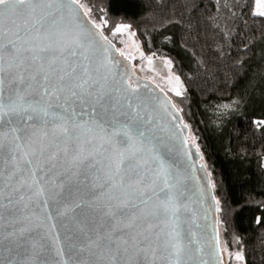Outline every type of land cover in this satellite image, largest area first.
<instances>
[{
  "label": "snow or ice",
  "instance_id": "obj_1",
  "mask_svg": "<svg viewBox=\"0 0 264 264\" xmlns=\"http://www.w3.org/2000/svg\"><path fill=\"white\" fill-rule=\"evenodd\" d=\"M73 5L96 33L78 22ZM91 13L82 0H0V209L14 217L9 235L35 233L25 241L32 253L29 264H49L45 253L59 258L51 264H70L73 256L76 264H191V242L181 236L178 223L186 210L183 193L135 127L132 105L125 113L119 100L113 102L122 88L108 57L98 58L95 43L97 35L111 43L101 31L110 21L93 20ZM251 15L264 18V0H255ZM130 28L120 23L110 30L135 35ZM176 81L179 85V77ZM253 123L264 129V120ZM81 169L92 176L87 207L99 226L77 216L80 204L53 193L64 189L65 173L78 175ZM219 205L216 200L217 213ZM54 219L64 230L63 241L50 223ZM257 223L264 224V218ZM45 227L42 236L37 229ZM229 258L245 264L243 251Z\"/></svg>",
  "mask_w": 264,
  "mask_h": 264
},
{
  "label": "trees",
  "instance_id": "obj_2",
  "mask_svg": "<svg viewBox=\"0 0 264 264\" xmlns=\"http://www.w3.org/2000/svg\"><path fill=\"white\" fill-rule=\"evenodd\" d=\"M82 3L92 9L91 19H109L101 31L116 48L110 29L127 23L144 54L170 61L184 86L170 99L220 201V248L243 251L245 264H264V224L257 223L264 218V129L253 123L264 120V18L251 15L254 0ZM175 19L184 23L170 22ZM232 101L233 108L220 110Z\"/></svg>",
  "mask_w": 264,
  "mask_h": 264
},
{
  "label": "water",
  "instance_id": "obj_3",
  "mask_svg": "<svg viewBox=\"0 0 264 264\" xmlns=\"http://www.w3.org/2000/svg\"><path fill=\"white\" fill-rule=\"evenodd\" d=\"M72 7L78 13V22L86 25L92 33H96L97 29L88 23L89 18L84 16L83 11L76 5ZM107 40L110 41L108 38ZM95 43L98 58L103 60L105 56L108 57L107 63L115 74L116 84L122 88V91L114 93L113 102L119 100L117 106L125 113L131 111L127 104L132 105V109L135 110L132 116L136 117L135 127L145 133L147 145L163 160L173 182L183 193L181 203L186 206V210H181L178 223L181 236L186 242H191L193 253L191 264H216V260L224 264L219 242L216 200L213 199L210 177L200 153L190 142L189 129L184 127L180 112L173 101L154 83L136 74L132 63L121 55L112 42L105 45V41L97 35ZM111 83L110 80L109 84ZM129 83L131 88L127 87ZM83 119L89 120L91 117L84 116ZM57 171L63 172V169ZM62 178L65 187L63 190L53 189V193H58L56 198L67 199L70 204H80L81 207L76 209L77 216L99 226L101 221L97 214L87 207V202L94 191L89 170L81 169L78 175L65 173ZM16 217H19V213H16ZM13 220L14 217L9 215V210L0 209V264H29L32 253L25 241L28 235L35 233L26 234L25 237L9 235L13 232V228L10 227ZM50 223L57 226L60 240L63 241L65 233L59 228L60 222L54 219ZM24 224L28 226L26 222ZM15 226L20 227L19 224ZM46 227L37 229V232L43 236ZM43 258L49 261V264L59 259L50 253H45ZM65 260L69 258L65 256ZM76 260L77 257L73 256L70 264H76Z\"/></svg>",
  "mask_w": 264,
  "mask_h": 264
},
{
  "label": "rangeland",
  "instance_id": "obj_4",
  "mask_svg": "<svg viewBox=\"0 0 264 264\" xmlns=\"http://www.w3.org/2000/svg\"><path fill=\"white\" fill-rule=\"evenodd\" d=\"M129 31L132 33L131 30ZM116 36L118 42V51L120 53H123V56L132 63V65L134 66V70L136 74H138V76L154 83L169 98H171L170 95L175 96V90L177 89H179L182 94L184 93V86L182 82L179 79L180 84H177L176 78L178 76L173 71L170 61L165 56H157L155 54H144L140 46L138 45V42L136 41L134 35H130L128 31L122 34H116ZM262 51L264 53V48L262 49ZM236 102L232 101L225 104H221L220 110H230L235 106ZM190 142L196 148L198 147L196 146L195 140L191 137V135ZM237 251L238 250L229 249H226V251H222L224 264H239V262L229 258V253L234 254Z\"/></svg>",
  "mask_w": 264,
  "mask_h": 264
}]
</instances>
